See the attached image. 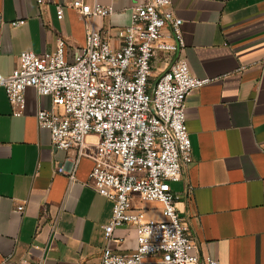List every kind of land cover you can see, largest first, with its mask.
I'll return each mask as SVG.
<instances>
[{
  "label": "crops",
  "instance_id": "0c3cea01",
  "mask_svg": "<svg viewBox=\"0 0 264 264\" xmlns=\"http://www.w3.org/2000/svg\"><path fill=\"white\" fill-rule=\"evenodd\" d=\"M42 1L0 0L1 75L11 74L23 52H54L58 39L71 62L92 28L119 48L118 30L147 0H79L114 11L97 19L70 8L76 0ZM58 5L62 20L56 19ZM172 10L182 21L184 49L172 57L156 53L150 86L176 57L187 61L193 76L209 80L186 100L192 162L169 184L194 245L190 254L220 264H264V0H172ZM25 100L23 115L12 116L0 87V264H99L112 202L89 184L91 159L79 160L72 181L56 172L61 165L69 170L75 154L55 151L49 132L37 125V112L49 110L51 99L28 89ZM95 142L86 139L87 153ZM133 203L144 220L163 219L158 203ZM136 246L130 228L116 230L109 243L118 254Z\"/></svg>",
  "mask_w": 264,
  "mask_h": 264
},
{
  "label": "built area",
  "instance_id": "2783aa9c",
  "mask_svg": "<svg viewBox=\"0 0 264 264\" xmlns=\"http://www.w3.org/2000/svg\"><path fill=\"white\" fill-rule=\"evenodd\" d=\"M38 4L44 6L42 0ZM70 8L84 19L109 18L114 13L111 7L79 0ZM55 14L57 20L63 19L62 6L55 7ZM23 24L21 20L8 26ZM181 24L172 0H147L131 9L129 26L118 30L119 48H112L109 39L92 28L86 30L84 45L71 62L66 60L64 41L58 39L54 52H23L11 74H0V87L14 117L23 115L28 89L51 99L49 110L37 112V125L49 132L55 151L75 154L67 160L69 170L61 165L58 174L72 181L79 160H92L89 184L112 202L110 221L102 227L99 264H142L148 258H157L154 264H220L190 254L194 245L176 210L178 196L169 185L192 162L186 100L209 80L193 76L187 61L176 57L155 84H149L156 53L172 57L184 49ZM89 136L96 142L94 151L87 153ZM134 198L158 203L163 219L144 220ZM22 211L23 206L16 208ZM123 228L134 231L137 246L118 254L109 243ZM2 264H9L8 260Z\"/></svg>",
  "mask_w": 264,
  "mask_h": 264
}]
</instances>
